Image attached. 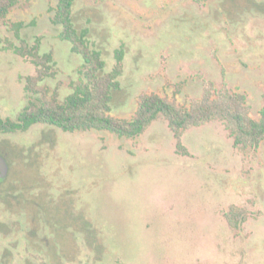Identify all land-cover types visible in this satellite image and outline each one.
I'll return each instance as SVG.
<instances>
[{
  "label": "rangeland",
  "instance_id": "374dc122",
  "mask_svg": "<svg viewBox=\"0 0 264 264\" xmlns=\"http://www.w3.org/2000/svg\"><path fill=\"white\" fill-rule=\"evenodd\" d=\"M57 0H21L0 21V116L29 104L41 72L21 39L53 57L39 87L64 101L83 83V59L53 23ZM106 71L123 48L121 89L111 114L135 116L156 94L189 106L206 87L264 106V0H75ZM180 154L165 117L141 136L64 132L38 124L0 133L9 173L0 183V264H264V142L237 147L221 120L187 130ZM232 206L246 221L230 226Z\"/></svg>",
  "mask_w": 264,
  "mask_h": 264
},
{
  "label": "trees",
  "instance_id": "16d2710c",
  "mask_svg": "<svg viewBox=\"0 0 264 264\" xmlns=\"http://www.w3.org/2000/svg\"><path fill=\"white\" fill-rule=\"evenodd\" d=\"M20 1L0 0V21H6ZM74 3L75 0H57L53 23L61 27L60 38L70 43L72 51L84 61L83 83L62 102L49 97L39 85L52 68V55L41 53L39 41L30 46L21 39L24 22L12 24L11 29L22 45H9V48L22 57L30 56L41 75L38 79L28 78L26 88L30 100L19 116L16 119L0 116L1 134L26 132L34 125L43 124L64 132L95 130L120 138H135L143 135L159 116H163L175 135L179 153L183 155L188 154L182 142L184 133L215 120L225 123L237 147L256 150L264 142V106L260 117L255 119L251 115L247 96L226 88L214 91L206 87L202 99L191 102L187 107L160 95H143L135 116L131 119L114 117L111 114L112 102L115 92L121 89L119 78L124 69V49L116 51V65L111 72H107L102 54L92 49L89 43V30L79 31L76 27ZM226 217L233 228H239L246 221L244 211L237 206H232Z\"/></svg>",
  "mask_w": 264,
  "mask_h": 264
},
{
  "label": "water",
  "instance_id": "95a60500",
  "mask_svg": "<svg viewBox=\"0 0 264 264\" xmlns=\"http://www.w3.org/2000/svg\"><path fill=\"white\" fill-rule=\"evenodd\" d=\"M9 173V166L6 159L0 154V183L4 182Z\"/></svg>",
  "mask_w": 264,
  "mask_h": 264
}]
</instances>
